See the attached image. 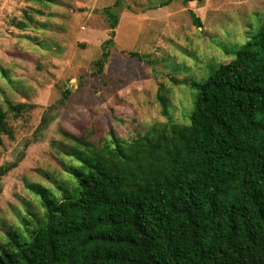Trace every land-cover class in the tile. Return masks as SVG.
I'll list each match as a JSON object with an SVG mask.
<instances>
[{"label": "trees", "instance_id": "16d2710c", "mask_svg": "<svg viewBox=\"0 0 264 264\" xmlns=\"http://www.w3.org/2000/svg\"><path fill=\"white\" fill-rule=\"evenodd\" d=\"M104 13L112 33L99 73L119 20ZM193 23L202 26L195 14ZM193 86L189 124H159L130 141L111 129L102 146L73 135V189L30 186L43 218L29 239L9 233L0 264H264V22L255 41ZM6 104L15 116L29 107ZM0 133L13 135L1 103Z\"/></svg>", "mask_w": 264, "mask_h": 264}, {"label": "rangeland", "instance_id": "374dc122", "mask_svg": "<svg viewBox=\"0 0 264 264\" xmlns=\"http://www.w3.org/2000/svg\"><path fill=\"white\" fill-rule=\"evenodd\" d=\"M116 1L0 0V103L13 132L0 133V168H9L0 176V244L14 231L29 239L43 218L32 184L73 189V135L102 146L111 129L130 141L159 124H189L193 83L235 59L264 22V0ZM106 7L119 20L99 73L112 33ZM7 100L29 107L15 116Z\"/></svg>", "mask_w": 264, "mask_h": 264}]
</instances>
